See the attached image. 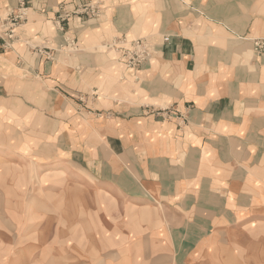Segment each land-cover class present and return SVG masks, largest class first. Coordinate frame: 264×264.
<instances>
[{
    "label": "crops",
    "instance_id": "obj_1",
    "mask_svg": "<svg viewBox=\"0 0 264 264\" xmlns=\"http://www.w3.org/2000/svg\"><path fill=\"white\" fill-rule=\"evenodd\" d=\"M19 4L0 0V264H264V0H27L11 45ZM120 37L153 59L100 51Z\"/></svg>",
    "mask_w": 264,
    "mask_h": 264
},
{
    "label": "rangeland",
    "instance_id": "obj_2",
    "mask_svg": "<svg viewBox=\"0 0 264 264\" xmlns=\"http://www.w3.org/2000/svg\"><path fill=\"white\" fill-rule=\"evenodd\" d=\"M20 7L17 9L18 13L16 12V14H10L7 18L8 20L5 21V25H6V31L8 32L9 36L8 38L10 39V44L14 45L16 44V34H17V30L20 26L23 25V22L25 21V10L26 8H28V5H27V0H20ZM97 6L96 4H84L82 6H78L75 8L74 12L72 13L75 17H86V18H89L87 20H90V19H94V18H97L99 16V7H95ZM61 10L66 14L65 10L63 8H61ZM59 15L58 17V25L59 27L61 28V30H65V28L67 27V22L69 20V17L66 16V15ZM17 16H21L23 17V19H20V18H17ZM12 24L13 25H16V26H13L12 27ZM168 39V38H167ZM166 39V40H167ZM129 39L128 38H125V37H120V38H117L115 40H113L112 42V45L115 43V42H119L120 44V50H114L111 49V48H108L106 49L105 51L102 50L101 48V52H107V53H110V57L112 58L113 55H117V58L119 59V61L122 62V65H124L126 67V69L128 70H131V71H138L139 69L143 68L146 64H148L152 59H153V54H154V49L153 50H150V54L151 56L149 55V52L147 51V54H146V51L145 50H137V51H134V53L131 55L129 54V50H131L132 48V45L134 44V42L136 41H139V42H146L144 39L143 40H135V39H131L130 40V43L131 45H128L129 43H123V41H128ZM165 40V41H166ZM169 40V39H168ZM256 40H259V39H256ZM256 40H254L253 42H255ZM260 40H264V39H260ZM15 41V42H14ZM115 41V42H114ZM114 42V43H113ZM122 42V43H121ZM167 42V41H166ZM11 45H7L8 47H10ZM16 46V45H15ZM18 47V46H17ZM123 48V49H122ZM149 48H154L152 47L151 44H149ZM254 51H255V48H254ZM45 55L48 56V58H50V51H44L43 52ZM116 53V54H115ZM255 53L257 55H263L264 52H259V51H255ZM149 55V56H148ZM132 56V57H130ZM131 61H135V62H131ZM136 62H141L142 64L140 65H136ZM132 65V66H131ZM123 66V71L125 72V67ZM31 152H32V155L35 154V150L36 148H30ZM76 150L79 151V148H76ZM31 159L30 161V164H28V170H35V166L36 164L39 163V157L38 156H31L29 157ZM79 158V157H78ZM77 158V154H76V159ZM15 169V167H14ZM16 170V169H15ZM36 170H38V167L36 168ZM109 200V198H108Z\"/></svg>",
    "mask_w": 264,
    "mask_h": 264
},
{
    "label": "built area",
    "instance_id": "obj_3",
    "mask_svg": "<svg viewBox=\"0 0 264 264\" xmlns=\"http://www.w3.org/2000/svg\"><path fill=\"white\" fill-rule=\"evenodd\" d=\"M17 18H20V19H23V17H21V16H17ZM13 26H16V25H13L12 24V27ZM168 40V39H167ZM115 42V41H114ZM126 43V41H123V43ZM122 43V42H121ZM113 48H115V50H120V44H119V42H115L113 45H111ZM254 46H255V51H259V52H264V40H256L255 42H254ZM148 47H149V45H148ZM148 47L146 46V44L144 43V42H139V41H136V42H134V44L132 45V48H131V50H129L130 52H129V54H133L134 53V51H137V50H139V49H141V50H145L146 51V54H147V51L149 52V55L151 56V54H150V51L148 50ZM148 55V56H149ZM130 57H132V56H130ZM131 62H135V61H131ZM140 65V64H142L141 62H136V65ZM132 66V65H131Z\"/></svg>",
    "mask_w": 264,
    "mask_h": 264
},
{
    "label": "bare ground",
    "instance_id": "obj_4",
    "mask_svg": "<svg viewBox=\"0 0 264 264\" xmlns=\"http://www.w3.org/2000/svg\"><path fill=\"white\" fill-rule=\"evenodd\" d=\"M127 43H129L128 45H131V43H130L129 41H127ZM127 43H126V44H127ZM144 43H145L146 46H147V43H146V42H144ZM111 45H112V44L107 45V46H105V48H106V49H108V48L115 49V48H113ZM147 47H148V46H147ZM254 48H255V46H254Z\"/></svg>",
    "mask_w": 264,
    "mask_h": 264
}]
</instances>
